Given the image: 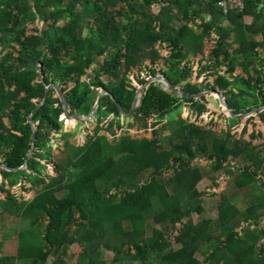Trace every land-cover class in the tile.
<instances>
[{"label":"trees","instance_id":"16d2710c","mask_svg":"<svg viewBox=\"0 0 264 264\" xmlns=\"http://www.w3.org/2000/svg\"><path fill=\"white\" fill-rule=\"evenodd\" d=\"M218 1L0 0V164L17 169L26 162L16 171L0 167V222L16 215L25 223L14 256L1 253L0 240V264H106L101 250L112 254V264H264V192L242 211L220 193L213 233L209 218L190 219L202 213V194L195 189L202 176L189 165L194 159L231 176L237 188L259 183L264 189V142L252 145V134L229 143L228 131L218 138L197 124L208 112L205 92L216 91L232 115L251 114L264 126V109L252 113L264 107V20L258 9L264 0H246L243 11L227 15ZM247 14L249 25L243 22ZM158 76L190 97H176L165 82L153 80L134 112L122 116L116 103L129 112L137 90ZM51 84L61 89L72 116H86L105 92L89 119L75 121L95 123L92 134L79 132L77 146L69 142L73 133L64 132L53 88L41 103ZM180 107L186 117L176 120L169 149H161L155 129L150 139L105 135L115 119L146 131L149 121L159 124ZM225 120L227 126L239 121ZM58 135L72 157L66 166L52 163L50 175ZM146 171L148 179H140ZM113 181L124 187H101ZM29 190L34 196L22 201L20 192ZM149 219L167 226L173 242L168 234L148 236ZM72 244L80 253L70 263L65 257Z\"/></svg>","mask_w":264,"mask_h":264},{"label":"rangeland","instance_id":"374dc122","mask_svg":"<svg viewBox=\"0 0 264 264\" xmlns=\"http://www.w3.org/2000/svg\"><path fill=\"white\" fill-rule=\"evenodd\" d=\"M152 13L158 12V6L153 5L151 8ZM35 26L38 28L41 27L40 22H36ZM31 27V26H30ZM162 55H165L166 52L162 51ZM98 63L101 62L102 58L96 59ZM208 80H211L209 78ZM205 105L208 109L207 113H204L200 118V121L197 124L200 127L209 128L213 134V136L218 138H224L226 131L229 132L231 138L229 139V143L233 138H238L239 136L242 139L248 140L249 135L254 134L255 139L252 140V145H259L264 142V126L261 124L257 117H251L247 115L245 117L239 118L237 125L227 126V121L225 120L228 117L227 113L221 109L220 104L216 98V95L211 91L205 92ZM186 113L183 111V108L180 107L173 113H171L167 118L163 119L159 124L152 126V122L149 121V126L146 131L142 129H137L136 127L128 128L126 126V121L124 119L113 120L112 128L108 133L105 132V135L108 136L109 140H112L113 137H118L122 134L130 135L134 138H142L146 137L148 139L152 138L151 130L155 129L157 131V140L161 149H169L170 148V138L172 132L176 128V120L178 118L185 119ZM61 117L60 119H62ZM111 121L110 118H107L102 124ZM131 121V120H129ZM128 121V122H129ZM188 122H192L190 119ZM64 132H72L73 136L69 138V142L73 146H77L79 142V132H83L84 135L92 134V130L95 126V123H85L84 125L77 126L75 121L72 120H64ZM243 130V131H242ZM259 131L262 136H258L256 132ZM103 132H101L102 134ZM85 139V137H82ZM60 135L57 136V140L54 141L53 144V152H52V161L47 165V170L50 175H53L51 170L52 163H61L66 166L72 157V150L65 149L63 146V141L59 140ZM58 141V143H57ZM240 163L239 160L237 162ZM236 164V163H235ZM237 164V165H238ZM189 165L192 168H197L200 172L202 178L195 184V189L200 192L201 202L200 206L202 207V213L197 215L192 213L190 215V219L193 223L200 221L202 218H209V232L213 233L216 231V206L219 202V194H224L226 198L230 201L232 205H234L239 211L244 210L249 204L252 203L254 197L261 195L264 192L262 186L259 183L255 185H249L243 188H237L232 183L231 176H225L221 172L213 173L210 170L209 162L202 160L200 158L192 160ZM230 166V165H229ZM234 173V170H233ZM149 171L142 173L139 177L142 180L148 179ZM171 173H166L164 177H167ZM212 182L215 183V186H212ZM118 182L113 181L109 182L106 185H101V187L108 189L110 192H113L116 187L118 189H122L124 187H118ZM29 188V185L25 186ZM8 188V187H6ZM14 188L11 189V191ZM35 194L34 190L22 191L20 192L21 200H26L28 198L33 197ZM65 194V191L58 194V196H62ZM3 196L0 195V199ZM261 219L264 221V215L261 216ZM25 223H21L20 219L16 215H12L7 217L3 222H0V240L2 242L1 253L5 256H10L14 254L15 246L17 244V233L21 226ZM44 225V222L40 223V228ZM146 234L148 236L158 235V234H168V238L171 242H173L171 237V232L167 226L158 225L153 222V220L149 219L146 222ZM80 253V248L77 244H72L69 248L68 255L65 257L67 262L73 263L75 262L77 255ZM100 259L104 260L106 264H112V254L109 251L101 250L99 253ZM194 259L197 262L201 261V254L195 253ZM152 261L155 262V258H152ZM19 264H24L20 262Z\"/></svg>","mask_w":264,"mask_h":264},{"label":"water","instance_id":"95a60500","mask_svg":"<svg viewBox=\"0 0 264 264\" xmlns=\"http://www.w3.org/2000/svg\"><path fill=\"white\" fill-rule=\"evenodd\" d=\"M153 80H162L163 82H165L166 84H167V86L169 87V89L175 94V96L176 97H179V98H182V97H190V95H182V94H180V93H178L176 90H175V88L168 82V81H166L164 78H162V77H160V76H158V77H153V78H149L138 90H137V92H136V95H135V97H134V100H133V102H132V104H131V107H130V110H129V112H123L122 111V109H121V107H120V105L118 104V103H116V106H117V108H118V110L120 111V113H121V115L122 116H124V117H127V116H129L131 113H133L134 112V110L138 107V103H137V100H138V98H139V95H140V93H141V91H142V89L144 88V86L146 85V84H148L149 82H151V81H153ZM50 88H53L55 91H56V94L58 95V97H59V100H60V102H61V105H62V108H63V118L65 119V120H72V121H82V120H87V119H89L91 116H92V114L95 112V110H96V108H97V106H98V104H99V102H100V99L102 98V96L104 95V91H101L100 92V94H99V96H98V98H97V100H96V103H95V105L93 106V108H92V110L86 115V116H72V115H70L69 114V111H68V106H67V103H66V100H65V98H64V96H63V93H62V91H61V89L59 88V87H57V86H55V85H49L47 88H46V91H45V94H44V97H43V100L41 101V103L44 101V99L46 98V96H47V92H48V90L50 89ZM212 93H214L215 95H216V98H217V100H218V102H219V104H220V107H221V109H223L226 113H227V115H228V117H231V118H237V119H239V118H242V117H245V116H247L248 114H241V115H232L231 113H230V111L227 109V107H226V105H225V103H224V99L222 98V96L220 95V94H218L216 91H211ZM193 97H195V96H193ZM40 103V104H41ZM39 104V105H40ZM262 109H264V107H260V108H258V109H256V110H253L252 111V113H255L256 111H260V110H262ZM29 119H30V125H31V129H32V146H33V142H34V127H33V122L31 121V116L29 115ZM31 151H32V148L30 149V151H29V153H28V155H27V157L29 158L30 157V155H31ZM25 164H26V162H24L23 163V165L22 166H20L19 168H17V169H21L23 166H25ZM0 167H3V168H5V169H7V170H10V171H16L17 169H12V168H8V167H6V166H4V165H1L0 164Z\"/></svg>","mask_w":264,"mask_h":264},{"label":"crops","instance_id":"0c3cea01","mask_svg":"<svg viewBox=\"0 0 264 264\" xmlns=\"http://www.w3.org/2000/svg\"><path fill=\"white\" fill-rule=\"evenodd\" d=\"M260 8H261V10H262V20H264V1L262 2L261 5H260V4L258 5V9H260ZM203 17H204L205 20H208V19H209V16H207V15H203ZM251 21H252V16H251V15L247 14L246 16H243V22H244L246 25L251 24ZM222 24H224V25H228V24H229V23H228V20H227V19H222ZM213 38H214V35L211 34V35H210V40H205V41H204V48H202V53H203V55H207V53H208V51H209V49H210V47H211V45H212V40H211V39H213ZM255 39H256L257 41H259V40L261 39L260 34L257 35V36L255 37ZM199 58H200V57H197L196 60H198ZM15 252H16V246H15L14 254H12V255H10V256H14V255H15ZM17 264H19V263H17Z\"/></svg>","mask_w":264,"mask_h":264},{"label":"built area","instance_id":"2783aa9c","mask_svg":"<svg viewBox=\"0 0 264 264\" xmlns=\"http://www.w3.org/2000/svg\"><path fill=\"white\" fill-rule=\"evenodd\" d=\"M245 1L246 0H219L217 6L221 9L224 15H227L230 11H243Z\"/></svg>","mask_w":264,"mask_h":264}]
</instances>
